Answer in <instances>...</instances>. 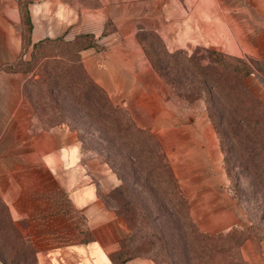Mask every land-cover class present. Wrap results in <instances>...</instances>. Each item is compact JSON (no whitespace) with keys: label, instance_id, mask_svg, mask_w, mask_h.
Segmentation results:
<instances>
[{"label":"rangeland","instance_id":"1","mask_svg":"<svg viewBox=\"0 0 264 264\" xmlns=\"http://www.w3.org/2000/svg\"><path fill=\"white\" fill-rule=\"evenodd\" d=\"M19 33L14 67L25 75L23 96L42 124H67L85 158L108 172L99 194L126 223L125 255L159 264H250L253 256L264 263V121L225 117L215 127L209 109L226 116L239 104L218 89L207 95L229 70L247 66L244 82L264 108V60L202 45L170 49L155 31L136 30L142 65L137 58L132 71L130 60V71L107 86V78L104 85L88 73L79 52L77 61L72 40L34 46ZM77 40L83 49L94 44L86 35ZM5 206L0 202V262L38 264ZM233 220L239 223L226 226ZM199 234L222 251L202 255Z\"/></svg>","mask_w":264,"mask_h":264},{"label":"crops","instance_id":"2","mask_svg":"<svg viewBox=\"0 0 264 264\" xmlns=\"http://www.w3.org/2000/svg\"><path fill=\"white\" fill-rule=\"evenodd\" d=\"M26 9L31 44L94 40L79 54L107 86L117 72L130 71V60L132 71L137 58L142 65L138 26L158 33L170 49L202 45L264 60V0H30ZM20 29L18 0H0V66L18 55ZM24 78L0 67V201L31 240L38 264H158L118 258L128 229L100 197L108 172L85 158L67 124L42 127L23 96Z\"/></svg>","mask_w":264,"mask_h":264},{"label":"trees","instance_id":"3","mask_svg":"<svg viewBox=\"0 0 264 264\" xmlns=\"http://www.w3.org/2000/svg\"><path fill=\"white\" fill-rule=\"evenodd\" d=\"M30 0H25L23 1V7L20 5V0H18L19 4V9H20V17H21V35L23 36V40L25 43L30 44V31H31V24L28 16V12L26 9V2ZM146 28H143L141 26L137 27V30H144ZM150 30V29H147ZM153 31V30H151ZM83 35L78 36L74 40L71 41V45L75 46L74 49V55L77 61H80L78 52L79 50L83 49L86 45H79L76 46V43L78 42L77 39L81 38ZM89 37V36H88ZM60 39V38H58ZM22 40V39H21ZM56 40V39H55ZM91 40V39H90ZM48 41V40H41L34 43V46H38L39 44H42L43 42ZM59 42H62V40H58ZM70 43V42H69ZM22 54V53H21ZM21 55L17 57L14 61L11 63H6L2 66L1 68H4L6 70L10 71H16L14 65L16 64V61L20 58ZM236 61L240 63H244L243 60L240 58H236ZM245 65V64H244ZM250 73V69L247 66H244L243 68L239 69H232L229 70V73L227 72L226 77H225V83L223 85L219 86H210L207 90V95L210 94L209 92L211 91L210 89H218L219 96L221 97V94L224 93V96H227V99L231 102L237 101L239 106H234L230 108V112H226V116L220 115L219 112H215L213 109H209L208 114L210 117L211 122L213 125H216L222 120L223 118H228L229 120H235V117H238L241 121H245L248 117L255 119L254 121L261 122V120L264 121V108L261 105L260 101L258 98H256L253 93L251 92L250 88L246 85L244 82V77H246ZM206 80L203 81V85H205ZM212 85V84H211ZM23 93V91H22ZM211 95V94H210ZM210 98V97H209ZM36 118L41 122V118H39L35 112H33ZM42 127L44 128H49L46 124H42ZM1 202V201H0ZM6 207V206H5ZM7 209V207H6ZM9 214V212H8ZM10 220L12 221L10 215H9ZM195 230V228H194ZM233 232H238L236 229H232ZM197 233V232H196ZM242 233V232H241ZM202 245L199 246L198 252L203 253L202 255H213L215 252H221L222 251V245L219 244V242L215 239H211V235H203L199 234ZM221 235L218 234L217 237H220ZM128 234L126 238L121 242V251L118 255L119 259H125L129 257H135V256H140V257H145L148 258L144 255H139V254H130V255H125L126 249L124 246V242L127 240ZM245 237H241L240 242L237 244V247L240 246L242 241L244 240ZM124 247V248H123ZM200 249V250H199ZM34 254H35V249H34ZM36 257V255H35ZM156 262V261H155ZM0 264H2L0 262ZM159 264V263H158Z\"/></svg>","mask_w":264,"mask_h":264}]
</instances>
